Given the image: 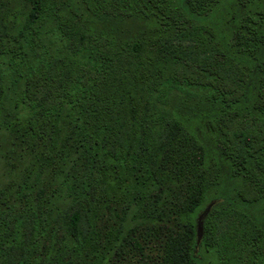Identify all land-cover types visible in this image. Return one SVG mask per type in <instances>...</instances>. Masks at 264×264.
<instances>
[{"label": "trees", "instance_id": "trees-1", "mask_svg": "<svg viewBox=\"0 0 264 264\" xmlns=\"http://www.w3.org/2000/svg\"><path fill=\"white\" fill-rule=\"evenodd\" d=\"M0 264H264V0H0Z\"/></svg>", "mask_w": 264, "mask_h": 264}, {"label": "water", "instance_id": "water-1", "mask_svg": "<svg viewBox=\"0 0 264 264\" xmlns=\"http://www.w3.org/2000/svg\"><path fill=\"white\" fill-rule=\"evenodd\" d=\"M210 204L206 207V209H205V212H207L208 210H209V208H210ZM201 217V215L199 216V218ZM197 233H198V235L200 236L201 235V233H202V228H201V225L198 223V225H197Z\"/></svg>", "mask_w": 264, "mask_h": 264}]
</instances>
